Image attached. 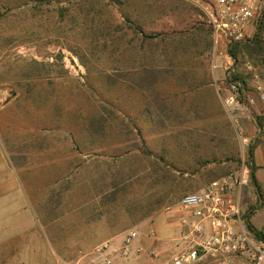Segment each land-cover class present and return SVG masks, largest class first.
Returning <instances> with one entry per match:
<instances>
[{
	"label": "rangeland",
	"instance_id": "obj_1",
	"mask_svg": "<svg viewBox=\"0 0 264 264\" xmlns=\"http://www.w3.org/2000/svg\"><path fill=\"white\" fill-rule=\"evenodd\" d=\"M137 12L148 32L202 20L178 0H0V264L79 260L129 230L140 233L133 246L142 252L127 264H163L166 208L236 169L249 144L264 145V103L225 112V60L213 57V43L200 56L201 42L186 48L155 88L179 113L141 112L145 97L125 93L121 76L143 62L124 24ZM258 59L248 61L257 68ZM248 61L240 58L246 76ZM98 114L112 120L103 130L90 125ZM119 120L140 136L125 137ZM249 194L248 208L251 186ZM252 223L264 230V210ZM154 247L162 253L148 257Z\"/></svg>",
	"mask_w": 264,
	"mask_h": 264
},
{
	"label": "built area",
	"instance_id": "obj_2",
	"mask_svg": "<svg viewBox=\"0 0 264 264\" xmlns=\"http://www.w3.org/2000/svg\"><path fill=\"white\" fill-rule=\"evenodd\" d=\"M182 1L202 12L211 31L213 57L225 60L226 72L231 67L229 46L254 37L264 14V0ZM245 69L252 74L254 97H249L239 83L227 86L222 106L229 117L239 107L264 103V84L256 72L264 75V59L257 68L246 62ZM249 188V169L241 160L234 171L168 206L165 212L172 235L161 243L167 255L163 264H264V239L255 236L245 223ZM139 237V232L129 230L121 240L102 242L79 260L58 259L56 264H127L142 252L140 246H133ZM147 237L155 241V231L150 229ZM160 253L154 247L146 254L156 257Z\"/></svg>",
	"mask_w": 264,
	"mask_h": 264
},
{
	"label": "trees",
	"instance_id": "obj_3",
	"mask_svg": "<svg viewBox=\"0 0 264 264\" xmlns=\"http://www.w3.org/2000/svg\"><path fill=\"white\" fill-rule=\"evenodd\" d=\"M178 1L193 9L198 16H202V20H200V26L192 28L191 30H183L182 32H173L171 34L153 31L148 32V28L144 24L146 22V20L144 19L146 18H144L139 12H137L136 14H124V24L133 32L135 37L134 41L137 44V46L133 47V49H135L137 53L141 54V60H143V62L140 63V68L138 70L134 72H127L121 75L123 78L128 79L129 81V84L124 86V92L130 93L131 91H136V89L141 91V94L143 98L145 97L146 101V104L142 107L141 112L145 114H152L153 112H159L160 114L179 113L177 112V110L174 111V109L172 108L173 106H166L167 104L163 99L159 97L155 88L158 83H160V80H163L164 73L173 74V72H171L166 67H168V65H172L177 56L185 54L186 48L191 46L193 47L194 45L195 48H199V45L197 44L201 42L202 50L196 53L199 56L206 50L211 49V31L205 25L202 12L187 2H184L182 0ZM227 55L231 61V67L226 71L227 77L225 81L227 86H229L231 83H239L244 87L246 92H248L246 80L248 78L251 79L252 74L249 72V74L246 76L243 72V69L242 71H240L239 67L241 65L244 66L243 62L240 63V58L246 59L247 61L248 59L254 60L252 65L257 66V62L259 63L258 58L264 55V14H262V19L259 20L258 29L254 37L249 41L230 45L227 50ZM105 79L107 80V84L110 89H113L116 84L114 78L107 75ZM144 93H147V95ZM151 100L155 105V110L153 109ZM241 101L244 104L246 103L245 95H243ZM113 107L114 106L111 105V108ZM103 110L107 112L108 115L111 113L107 108H103ZM111 121L112 120L106 118L104 115L98 114L96 118H93V125L92 123L90 125L91 127L103 130L105 126L109 125ZM155 121L156 123H162V119L159 116ZM116 126L118 127L119 131L124 134L125 137L133 136L134 132L136 135L140 136V132L135 129V125L131 121L125 122L124 120H119ZM256 146L257 145L255 143L249 144L246 153L245 163L249 169L250 186L255 195L256 203L254 206H250L247 209L245 223L247 225V228L251 232H253L255 236L264 239V232L255 228L251 223L252 216L258 210L264 207V191H262L261 185L257 180V167L254 162V151L256 149ZM226 160L231 161V159L228 157H226ZM234 170L235 169H231L227 170L226 172H222V176L220 177H223ZM220 177L216 179H219ZM200 188H198L197 190H199ZM197 190H194L192 192H195Z\"/></svg>",
	"mask_w": 264,
	"mask_h": 264
},
{
	"label": "crops",
	"instance_id": "obj_4",
	"mask_svg": "<svg viewBox=\"0 0 264 264\" xmlns=\"http://www.w3.org/2000/svg\"><path fill=\"white\" fill-rule=\"evenodd\" d=\"M261 131V130H260ZM254 162H255V165L257 167V171H256V177H257V180L258 182L260 183V185H264V145L262 144H259L256 146V149L254 151ZM262 182V183H261ZM262 188V191H264V186H261ZM261 210H264V207H262L260 210H258L257 212L261 211ZM256 212V213H257ZM255 213V214H256ZM254 214V215H255ZM254 215L252 216L251 218V223H252V219L254 217ZM253 224V223H252ZM254 225V224H253ZM255 228H257L255 225H254ZM258 229V228H257ZM262 232H264V230H261V229H258ZM172 232V230H171ZM122 262L120 261V264Z\"/></svg>",
	"mask_w": 264,
	"mask_h": 264
}]
</instances>
